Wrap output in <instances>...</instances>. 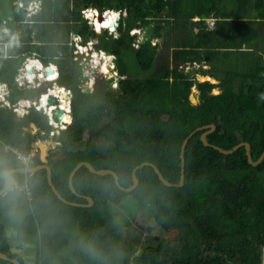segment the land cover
I'll use <instances>...</instances> for the list:
<instances>
[{
  "label": "trees",
  "instance_id": "trees-1",
  "mask_svg": "<svg viewBox=\"0 0 264 264\" xmlns=\"http://www.w3.org/2000/svg\"><path fill=\"white\" fill-rule=\"evenodd\" d=\"M17 1L0 0V81L10 85L9 99L14 103L32 90L18 86L15 77L33 53L45 64L69 61V72L63 78L60 72L59 78L66 82L59 83L73 91V120L69 123V115V124L60 130L58 148L64 155L50 161L52 178L67 199L88 203L89 195L94 203L73 205L61 200L46 168L32 175L16 172L19 185L0 195V251L8 255L0 258V264H14L13 258L24 264L21 254L12 252L11 239L34 244L36 264H264V159L251 164L245 146L222 153L205 145L199 130L184 152L182 186L164 184L150 164L137 170L139 183L131 191L121 189L113 174H97L85 165L74 175L78 193L69 185L72 169L83 160L97 169H114L125 187L133 184V170L143 161L154 162L168 180L177 183L184 139L209 123L217 125L207 135L211 143L228 149L248 141L257 160L264 151V99L259 95L264 92L263 54L254 59L246 56L239 67H200L202 74L218 80L201 81L196 77L198 69L179 66L194 60L213 63V52L199 49L200 35L184 40L175 36L174 44L179 46L174 45L173 67L166 49L170 44L154 43L169 37V27H188V15H183L190 10L186 0H42L41 10L29 16ZM95 6L122 12L117 35L93 28L95 19L91 17L92 25L82 10ZM259 7L264 9V0H259ZM196 13V9L191 12ZM96 25L103 28L98 18ZM135 28L144 31L141 39L131 32ZM73 34L84 42L97 39L98 50L115 55L120 76L116 87L112 79L104 81L103 89L99 84L93 91L81 87L83 74L75 59ZM240 41L236 47L250 38ZM165 50L168 64L159 66ZM131 53L142 71L151 70L148 75L129 72ZM194 86L196 103L191 99ZM32 123L38 128L35 132L26 130ZM53 128L46 113L32 108L21 117L0 103V189L7 171L22 165L9 145L29 153L34 140L47 137ZM84 135L85 145L77 146ZM40 163L38 149L32 165ZM124 200H131L138 214L153 215L162 229L175 230V238L160 237L140 249L125 236L131 223L119 221L110 205Z\"/></svg>",
  "mask_w": 264,
  "mask_h": 264
},
{
  "label": "crops",
  "instance_id": "crops-1",
  "mask_svg": "<svg viewBox=\"0 0 264 264\" xmlns=\"http://www.w3.org/2000/svg\"><path fill=\"white\" fill-rule=\"evenodd\" d=\"M40 1H41V7L37 10V12H39L42 8V0ZM184 4L185 5L188 4V6L190 7L189 11L185 10L183 12L184 16L188 15V18H189L188 27L182 28V29H175V30L169 27L167 28V31H170L169 37H166V39L160 38V39L154 40V43L160 41L162 43L165 42V44L166 43L170 44V46L166 49L168 50V54L170 55L169 64L171 65V67H173L174 65L173 51L175 49V46H179V45L174 44L175 43L174 40L176 39L175 36L177 34L182 37L181 40H184L186 38L194 39V37H197V35H200L202 38H199V41L202 42V46H200L199 49H201L202 51L213 52V63H210L206 60H203V61L194 60V61H188V62L186 61L185 63L179 65L180 67L187 66V70H190L192 68L198 69L200 67L209 69L211 67L218 66V65L239 67V66H242V61H245L243 59H247L248 56L250 59L251 58L254 59L255 58L254 56H256L257 54H263V57H264V17L261 16V12L264 11V9L259 7V0H186L184 1ZM95 7L101 9L100 7H97V6ZM193 9L197 10L196 14H191V12H193ZM101 10L104 12V11L112 10V9H104V10L101 9ZM112 11L118 12L115 9H113ZM119 12L120 14L122 13L121 11ZM228 21H230L233 24L232 25L227 24L226 22ZM233 21H238V22H233ZM255 33H257L256 38L254 37ZM75 35H78V34H73L72 40ZM141 38L139 37V39ZM243 38H246V39L250 38L249 43H243L241 45H238L239 47H236L235 43L239 42ZM177 41H178V38H177ZM162 46L163 45H160L159 48H162ZM167 50H165V53L160 59L161 61L159 60L160 61L159 66L168 64V61L166 60V57L168 56L166 54ZM100 51L106 54L108 53L107 51H104V50H100ZM228 51L231 52V54L227 57L226 52ZM107 55L108 56L110 55L112 57L111 62H110L112 68H114V66L116 67V62H113L115 55L109 54V53ZM34 59H36L35 62L38 61L40 62V64L42 63L44 67L52 64V65H56L58 68L57 61H50L49 64H45L36 53H33V55L30 56L25 62L31 63L34 61ZM198 74L207 76L205 77L204 80L206 79L210 80V77H208L210 76V74H202L199 71V72H196V77ZM59 77H60V70H59ZM81 84H82V80H81ZM60 85L64 86L66 89L69 88L66 85H62V84ZM36 87L31 88L32 89L30 91L31 93L29 92L25 97H22V98H30V99L32 98L34 100H38V97H36L35 95L30 96V94H33L35 92L34 90H38L39 95H40L41 93L46 91L51 86H47V85L44 86L43 82H39V84H37ZM22 98H19V99H22ZM72 99H73V91H72ZM17 115L21 117L24 116L21 114V112H17ZM37 129L38 128L36 127L34 123H32L29 127H26V130L30 132H35ZM37 138L35 140H37ZM46 141L47 140L39 144L41 159H42V149L45 147L44 144L46 143ZM47 143L51 145L50 142H47ZM49 144L47 148L45 147L46 149H48V154L46 155V158L48 159L46 161H43L42 159V163L46 162L50 164V161L53 159V157L60 158V156L62 157V154H64L60 148L56 149V147H54V144L51 146ZM9 146H12V145H9ZM12 147H15V146H12ZM49 157H52V159L49 160ZM23 165L25 164L22 163V165L20 166H23ZM31 165H32V162H31ZM32 166H36V165H32ZM25 174H29V173H25ZM29 175H32V174H29ZM16 179H17V182L14 187L18 186L20 183L17 177ZM11 240L14 243L16 242V246H19L20 244H22L20 243V241L19 243H17L18 240L16 239H11ZM32 252L34 254L25 252V255L22 256L24 260V264H36V252L34 251Z\"/></svg>",
  "mask_w": 264,
  "mask_h": 264
},
{
  "label": "rangeland",
  "instance_id": "rangeland-1",
  "mask_svg": "<svg viewBox=\"0 0 264 264\" xmlns=\"http://www.w3.org/2000/svg\"><path fill=\"white\" fill-rule=\"evenodd\" d=\"M27 6L29 8L27 7L28 11L26 10V12H29V13L31 12L32 14H35L34 12H36V11L31 10V9H34L36 7V5L30 4V6H29V4H28ZM93 8H95V7H91V9H93ZM29 10H31V11H29ZM110 13H113V12L109 11V12L103 13L104 14L103 17H105L103 19L106 20V18H108V16H110L109 15ZM95 14H96L95 22H97V18H98V21L103 24L104 20H102V18H99L102 13L101 14L95 13ZM29 15L30 14L27 13V16H29ZM116 16H117V13H116ZM96 27H98V26H96ZM93 28L97 32H104L105 31V29L101 30L100 28H98V29L95 28L94 25H93ZM109 32L114 33V35L118 34L117 28H116V30L109 31ZM131 32L137 33L140 38L144 34L143 30H140L137 28L133 29ZM74 37H73V42H74V45L76 48L74 50V54L77 55V56H75V59H77L79 64L81 65V70H82V74H83L82 82L84 84H86V86L88 88H90L89 89L90 91L95 90L98 84L101 87V89H103V87L105 86L104 81L108 80V79H112V87H116L117 81L120 78L118 71L116 70L117 67L114 66V68L111 69V64H110L111 58H112L111 56L110 57L106 56L108 59L105 57L104 58L102 57L103 54H101V53H103V52L98 50L95 47V43L97 42V39H94L93 41L90 40V41L84 42L83 40L81 41L80 39L77 41H74L75 40ZM94 54H97L98 56H95ZM96 57H97V61H96ZM127 60H128V64H129V72L130 73H132L134 75L135 74L140 75L141 73H143V75H145V74L148 75L150 73L151 70L144 72L138 67L136 60H135V57L132 53L128 56ZM113 62H116L115 58L113 59ZM36 65L37 64H35L34 66H36ZM39 66H40V64H39ZM58 68H59L60 72L62 73V78H63L64 77L63 74L69 72V70H70L69 61H67L66 59H61V61L58 62ZM109 70H112L111 73L108 72ZM52 74L53 75L50 76V79H52V80L56 79L57 77H54L56 75V70H54V72H52ZM197 77L199 80H204L205 77H207V76H203V75L198 74ZM208 77H210L211 81L218 82L217 79H214L211 76H208ZM59 78H58V80L56 79L54 81L44 82V79L41 78V76L37 75V77L34 79L33 83L37 84L38 82H43L44 86H46V85L51 86L52 94L61 96L63 98L62 104L64 106L68 107L69 105H67V101H65V99H66L65 91L63 89H60L57 87V85H58L57 83H59L62 79V78L61 79H59ZM62 80L64 82H66L65 79H62ZM4 87L5 86L2 84L1 90H4ZM31 88H34V87H31ZM39 90H41V89H39ZM34 91L35 92L33 94H30V96L35 95L36 97H38V95H39L38 90H34ZM218 91H219V88L216 87L214 89V92H218ZM191 99L193 102L198 101V89L195 86L192 88ZM43 113H46V112L43 110ZM72 120H73V114L71 112V120L69 123H71ZM67 124H68V122L65 125L67 126ZM53 126H55V125H53ZM55 127H58L57 130L55 131V134L54 135L50 134L46 138H44L45 140H47L45 144L43 143L46 148L48 147V144H49L47 142H50L51 145L54 144V147H56V149H59L58 146L61 143L58 140V136L61 134L60 130H62L65 127H62L60 125L55 126ZM84 136L85 137L80 138V141L77 144V146L83 147L85 145L86 140H87L86 139L87 135H84ZM97 140H100V139H97ZM127 199H128V197H127ZM110 205L112 206V210L119 214L117 216L119 221H127V222L131 223L130 228H128L126 230L125 236L128 239L131 238L132 242L137 244L140 249L142 248L143 243L151 242L155 239H159L160 237H166L170 241H172L175 238V235H176L175 230H164V229H162L154 221L153 215L151 216L149 213H146L145 211H142L140 214H138L139 212L131 200L129 201V203H126L125 200L121 203L111 202Z\"/></svg>",
  "mask_w": 264,
  "mask_h": 264
},
{
  "label": "water",
  "instance_id": "water-1",
  "mask_svg": "<svg viewBox=\"0 0 264 264\" xmlns=\"http://www.w3.org/2000/svg\"><path fill=\"white\" fill-rule=\"evenodd\" d=\"M89 21L92 23L91 17L89 18ZM111 25L114 26L115 25V21H112L111 22ZM29 71L32 72L31 69ZM46 72L52 74L53 69L51 67H47L46 68ZM86 89L89 90L90 88H86ZM68 96L72 99V95L68 94ZM49 102L50 103H53L54 102V97L53 96L50 97ZM35 109H36V107H35ZM43 110H44V108H42V107L39 109L40 112H43ZM63 113H64V109L57 108L56 111H55V117L57 119H59V118L62 117ZM216 128H217V125L215 123H209V124H206V125L197 127L192 132H190L188 134V136L184 139V141L182 143V147H181V153H180V157H181L180 180L177 183H174V182H171L170 180H168L163 175V173L161 172L160 168L154 162H151V161H143L140 164L136 165L135 168H134V170H133V174H132V176H133V184L131 186L125 187V186H123L120 183V181H119V175H118V173L114 169H112V168H100V169H97L90 161L83 160V161L78 162L76 164V166L72 169V171L70 173V176H69V185H70L71 189L73 190V192L78 193L77 190H76V188H75V186H74L73 179H74V175L77 172V170L82 165H85V166H87L89 168L90 171H92L94 173H97V174H107V173L113 174L116 183L120 186L121 189H123L125 191H131L139 183V179H138V176H137V170L140 167H142L143 165L150 164V165L153 166V168L155 169V171L158 174L159 178L162 180V182L164 184H166L168 186H174V185L182 186L184 184V181H185V154H184V152H185L186 146H187L190 138L196 132H198L199 130H203V132L201 134V139H202V141L204 142L205 145H211V146L215 147L216 149H218L220 152L225 153V154L232 153L235 150H237L238 148H240L241 146H245L246 154H247L248 160H249V162L251 164L258 165L260 162H262V160L264 159V151L262 152V154L260 155V157L257 160H254L253 159L252 152H251V145H250V143L248 141H243V142L238 143V144H236L233 147L228 148V149L227 148H224L222 146H219V145H216V144L211 143L207 139V135L209 133L213 132L214 130H216ZM224 131L225 130L223 129L222 132H224ZM47 154H48V149H46L44 147L42 149V159H43V161H46L47 160V158H46V155ZM63 155L64 154H62V156ZM41 168H46L47 169V176H48V181H49L50 185L52 186V188L55 191V193L59 196V198L61 200H63L64 202H67V203H70V204H73V205H86V206H90V205H92L94 203L93 197L92 196H89V195H86V198L89 201L88 203H81V202H78V201L69 200L66 197H64L62 195V193L56 187V185L54 183V180L52 178V170H53L52 169V165H50V164H48L46 162L45 163H42V164H39V165H36V166L26 165L25 164V165L20 166L18 168H13V169L8 170L7 173H6V176H5V185H4V187L2 189H0V195L4 194L8 190L12 189L16 185V182H17L16 176H15V173L16 172L33 174L34 172H36L37 170H39ZM1 232H2V226H1V223H0V234H1ZM14 236H16V232H14ZM10 242L12 243V246H11L12 252L18 253V252H21L22 251V248L16 246V242L14 243L12 240H10ZM17 243H19V241ZM0 258L7 259L8 258V255L6 253H4L3 251H0ZM12 260H13L14 264H23L22 261L20 259H18V258H13Z\"/></svg>",
  "mask_w": 264,
  "mask_h": 264
},
{
  "label": "built area",
  "instance_id": "built-area-1",
  "mask_svg": "<svg viewBox=\"0 0 264 264\" xmlns=\"http://www.w3.org/2000/svg\"><path fill=\"white\" fill-rule=\"evenodd\" d=\"M17 4H18V8H25V11L26 10L28 11V8H29L27 6L28 4H29V6H30V4L36 5V7L34 9H31V10L36 11L34 13H37V10L41 7V1L40 0H30L28 3H26L24 0H18L17 1ZM31 10H29V11H31ZM90 10H91V8H85V9L82 10L83 14L88 19L90 18V15H89ZM107 11H104V13L107 12ZM27 13L30 14V15L32 14L31 12L30 13L27 12ZM116 13H117V17L114 20L115 21V25L114 26L109 25V26H105L103 28H105V29H107L109 31L116 30L117 25H118V21H119L120 16H121V14H120L119 11L116 12ZM92 24H93V21H92ZM95 28H96V26H95ZM103 28H101V29H103ZM5 31H7V29H5ZM74 38H75L74 41H77L79 39L82 41V38L79 35H75ZM73 44H74V42H73ZM5 52H8V44L7 43L5 44ZM35 60L36 59H34V61L31 62V63L25 62V64L20 68L19 72L17 73V75L15 77V82L17 83L18 86H20L22 88L36 87V85L39 84V82L37 84L36 83H33L34 82V79H35V73H38V75L41 76V78L44 79V82L54 81V80L58 79V78H56L54 80L50 79V74L51 73L46 72V68L47 67H51L52 69L56 70V73L58 74V77H59V69L57 68L56 65H52L51 64V65H48V66H45L44 67V65L41 63V67H39L38 64H37V66H34ZM186 68H187V66H186ZM30 69L32 70V72L29 71ZM31 74L32 75L34 74V75L32 76ZM2 84L5 86L4 87V90H1ZM81 87L84 90H86V88H88L86 86V84H84L83 82L81 84ZM48 89L46 91H48ZM67 91H68V94L72 95L71 89L68 88ZM44 93H45V91L43 93H41V95H40V101L34 100L32 98L31 99L30 98H22V99L17 100L16 102L12 103L11 100L9 99V95H10V87H9V84L7 82H5V81H0V103L2 105L9 106L14 111L21 112L22 115H24L25 113H27L30 109H32L34 107H36V109L39 110L42 106H44V111L48 114V118H49V122L50 123H52L55 126L60 125L62 127H66L65 124L67 123V121L63 117H64L65 114H69L71 116V112H72V99H71V101H68L69 98L68 99H65V101L69 102L68 105L70 104V108H69V107L63 106V104H62L63 98L61 96L55 95V94H51L52 92H50V94H48V95H49V97H51V96L54 97V102L53 103H49V105H48L49 108L47 110L46 105H42L41 104V99H42V96H43ZM59 99L61 100V102L58 104V103H56V100H59ZM57 108L64 109V113H63L62 117L59 118V119H57L55 117V111H56ZM55 126L50 131L49 135L50 134H52V135L55 134V131L58 128V127H55ZM43 140H44V137L43 136L37 138V140H35V142H34V146L32 147V149H31V151L29 153L20 151L17 148L12 147V146H10V147H11V149H13L18 154V157H19L20 161L23 164H29V163L32 162V158L36 155V153H37V151L39 149V144ZM26 185H27V183H25L24 186H26ZM261 253H262V256H263V259H264V245H262V247H261Z\"/></svg>",
  "mask_w": 264,
  "mask_h": 264
},
{
  "label": "bare ground",
  "instance_id": "bare-ground-1",
  "mask_svg": "<svg viewBox=\"0 0 264 264\" xmlns=\"http://www.w3.org/2000/svg\"><path fill=\"white\" fill-rule=\"evenodd\" d=\"M95 9L93 8V9H91L90 10V17H92V18H96V14L95 13H97L96 11H94ZM113 12V13H116V11H112V10H108L107 12ZM104 12H102V14L100 15V17L99 18H102V20H104L103 18H105V17H103L104 16V14H103ZM113 13H110L109 15L111 16ZM100 14V13H99ZM110 16H108V18L110 17ZM117 17V16H116ZM108 18H106V19H108ZM100 24H102L101 22H100ZM95 25H96V22H95ZM109 25H111V23L109 24ZM109 25H103L102 24V26L103 27H105V26H109ZM97 26V25H96ZM97 29H98V27H96ZM98 54V53H97ZM97 54H94L95 56H98ZM101 54H103L102 55V57L104 58H107L106 56H108L106 53H101ZM94 57V56H93ZM108 57H110V55L108 56ZM108 59V58H107ZM96 61H97V57H96ZM35 64H40V62H38V61H36L35 63H34V65ZM37 66V65H36ZM39 67H41V64H40V66ZM111 69H112V66H111ZM54 70V69H53ZM111 71L112 70H109L108 72H110L111 73ZM54 72V71H53ZM32 75V74H31ZM34 75V74H33ZM32 75V76H33ZM53 74H50V76H52ZM54 77H57L58 78V74L56 73V75L54 76ZM58 85H57V87L58 88H60V89H63L64 91H65V95H66V99H68V91H67V89L64 87V86H61L59 83H57ZM53 86V85H52ZM50 92H52V88L50 87L49 89H48V91L47 92H45L44 94H43V96H42V99H41V104L42 105H46V108H47V110H48V106L47 105H49V95L48 94H50ZM52 94V93H51ZM69 101V100H68ZM69 102H67V104H68ZM64 106V105H63ZM69 107V106H68ZM42 108H44V106H42ZM70 108V107H69ZM50 110V109H49ZM69 117V114H65L64 115V119L66 120L67 118ZM67 121V120H66Z\"/></svg>",
  "mask_w": 264,
  "mask_h": 264
},
{
  "label": "flooded vegetation",
  "instance_id": "flooded-vegetation-1",
  "mask_svg": "<svg viewBox=\"0 0 264 264\" xmlns=\"http://www.w3.org/2000/svg\"><path fill=\"white\" fill-rule=\"evenodd\" d=\"M61 102V100L59 99V100H56V103H60ZM44 138H46V137H44ZM43 141H45V139L43 140ZM42 141V142H43ZM41 142V143H42ZM50 156H52V155H50ZM48 159V158H47ZM50 159H52V157H49V160ZM53 159H58V157H53ZM28 165H31V163H29ZM20 243H22V244H20L18 247H20V248H22V251L21 252H18V253H20L21 254V256H24L25 255V252H27V253H31V254H34L32 251H34V252H36V250H35V245L34 244H27V243H24V242H20ZM27 245H28V247H27ZM30 245V246H29Z\"/></svg>",
  "mask_w": 264,
  "mask_h": 264
},
{
  "label": "clouds",
  "instance_id": "clouds-1",
  "mask_svg": "<svg viewBox=\"0 0 264 264\" xmlns=\"http://www.w3.org/2000/svg\"><path fill=\"white\" fill-rule=\"evenodd\" d=\"M90 14V13H89ZM109 18H111V19H113V20H115V18H116V13H113ZM106 22V21H105ZM8 44V42H5L4 43V46H3V49H4V52H5V44ZM5 53H7V52H5ZM24 64H25V62H24ZM23 64V65H24ZM116 72V71H115ZM37 75H38V73H35V78L37 77ZM31 89V88H30ZM87 90V89H86ZM89 91V90H88ZM45 92H47V91H45ZM41 95V94H40ZM40 95L38 96V101H40ZM260 97L262 98V99H264V92H261L260 94ZM49 100H50V97H49ZM50 103V102H49ZM34 109H35V107H34ZM37 110V109H36ZM47 114V113H46ZM48 115V114H47ZM52 124V123H51ZM69 124V123H68ZM67 124V125H68ZM67 127V126H66ZM65 127V128H66ZM26 165H28V164H26Z\"/></svg>",
  "mask_w": 264,
  "mask_h": 264
},
{
  "label": "snow or ice",
  "instance_id": "snow-or-ice-1",
  "mask_svg": "<svg viewBox=\"0 0 264 264\" xmlns=\"http://www.w3.org/2000/svg\"><path fill=\"white\" fill-rule=\"evenodd\" d=\"M94 11H96V10H94ZM105 21H106V22H105ZM112 21H114V20L111 19V18H108V19H106V20L103 21V24H104V25H109Z\"/></svg>",
  "mask_w": 264,
  "mask_h": 264
}]
</instances>
